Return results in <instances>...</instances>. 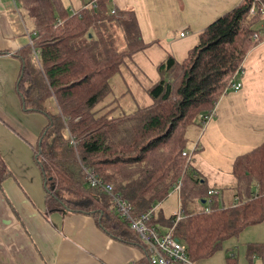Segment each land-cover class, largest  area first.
<instances>
[{"label": "trees", "instance_id": "trees-1", "mask_svg": "<svg viewBox=\"0 0 264 264\" xmlns=\"http://www.w3.org/2000/svg\"><path fill=\"white\" fill-rule=\"evenodd\" d=\"M252 2L264 5V0H241L199 33L198 44L180 63L172 56L160 62L158 80L146 90L152 104L125 114L115 113L116 101L106 98L119 64L145 47L134 14L112 12L109 0H89L73 13L62 0H16L30 35L29 44L12 53L21 63L17 96L23 111L47 119L32 145L47 211L89 214L114 239L142 244L111 206L110 197L87 184L84 169L111 183L134 215L155 207L181 180L183 216L172 233L192 262L214 254L225 239L264 220V140L234 158L238 200L228 207L219 205L218 193H208L204 179L182 156L187 127L197 118L206 121L204 113L224 94L258 41L253 33L262 31L255 28L261 15L246 18ZM48 103L55 111L48 110ZM6 165L0 156V186L10 174ZM188 195L204 200L209 210H189ZM154 217L149 224L172 226V217Z\"/></svg>", "mask_w": 264, "mask_h": 264}, {"label": "crops", "instance_id": "crops-1", "mask_svg": "<svg viewBox=\"0 0 264 264\" xmlns=\"http://www.w3.org/2000/svg\"><path fill=\"white\" fill-rule=\"evenodd\" d=\"M88 2L62 0L71 13ZM240 2L109 0L110 10L134 14L145 44L124 58L119 74L112 78L113 89L106 101H116L114 112L126 114L152 104L146 90L158 80L159 63L167 56L180 63L198 44L199 33ZM18 10L16 0H0V156L10 171L0 186V264H146V249L139 241L128 244L114 239L89 214L45 209L44 184L32 145L47 119L38 112L23 111L17 96L15 83L21 63L12 53L29 44L30 38ZM255 28L264 31V17L258 18ZM262 31L260 40L242 59L238 90L227 88L214 102L212 116L204 122L197 118L184 132L185 150L195 149L189 160L191 168L207 188L218 191L220 206L228 207L238 200L237 179L232 174L234 158L254 150L264 140ZM177 198L179 204L178 194ZM191 203L196 209L207 204ZM159 208L158 217L167 218ZM158 217L154 218L158 221ZM220 245L214 254L193 264H264V220L246 226Z\"/></svg>", "mask_w": 264, "mask_h": 264}, {"label": "built area", "instance_id": "built-area-1", "mask_svg": "<svg viewBox=\"0 0 264 264\" xmlns=\"http://www.w3.org/2000/svg\"><path fill=\"white\" fill-rule=\"evenodd\" d=\"M90 5L94 7L95 3L90 2ZM112 12H115V10H112ZM257 14L261 15V18L264 17V5H257L252 2V5L249 8L246 18H248L249 20L251 19V17ZM58 23H60L59 20ZM262 32L264 35V31ZM183 33H179V35L182 36ZM259 37L260 32L256 31L253 33L254 39L260 40ZM262 41L264 42V36ZM35 52L36 51L33 50L31 54L35 55ZM241 72L242 67L238 68L237 71L232 74L227 88L238 90V88L241 86V79H239L238 73ZM212 112L213 110L210 111V114H208V116H210H206L205 118H210L212 116ZM70 144L75 146L76 141L71 138ZM194 150L195 149L191 151L184 150L182 152V156H185V161H187L189 164V160L191 159ZM84 173L86 175L85 179H87V184L91 187L98 188L100 192L102 191L110 197V201L112 203L111 206L115 209V211L118 212L121 219L127 223L129 230L133 234H135L137 238L142 242V244L144 245L143 247L146 249L147 252L146 264H193V262L191 260H188L187 258L185 246H183V243L179 241L172 233L175 224L179 219H181V216H183L182 211L180 209V205L178 206L177 210H175L172 214V226L166 229H161V227L156 224H149V218L154 215L156 210L155 207L148 209L143 214L134 215L132 213V206H130L127 200L123 198L119 194V192H114L111 183L104 181L101 178H98L97 175L93 174L87 168L84 169ZM180 184L181 182L178 181L177 184L174 185L173 190L179 191L178 188H180ZM208 193L213 195L214 193L217 194L218 191L216 189H210ZM204 210L208 211L209 208L205 207Z\"/></svg>", "mask_w": 264, "mask_h": 264}, {"label": "rangeland", "instance_id": "rangeland-1", "mask_svg": "<svg viewBox=\"0 0 264 264\" xmlns=\"http://www.w3.org/2000/svg\"><path fill=\"white\" fill-rule=\"evenodd\" d=\"M86 1V0H85ZM68 6V5H67ZM47 108H48V110H50V111H55L54 109H53V105H52V103H48L47 104ZM29 152V151H28ZM32 159V158H31ZM180 182H181V180H180ZM177 184V183H176ZM175 184V185H176ZM177 194L180 196V193H179V191H177V190H173V191H171V193L168 195V197H166L163 201H161V202H158V203H156V204H154L155 205V207L157 208L158 206L160 207L159 209H162V212H163V214L165 215V216H170V213H172V211H173V209H177L178 208V206H179V204L178 203H176V202H178V198H177ZM186 202H185V204H187V208L190 210V209H192V208H194V207H196L194 204H192L191 202L193 201V198H190V196L188 195V196H186ZM195 200H197V199H194V201ZM198 201V200H197ZM158 211L156 210V212H155V215H156V217H158V214H156Z\"/></svg>", "mask_w": 264, "mask_h": 264}, {"label": "water", "instance_id": "water-1", "mask_svg": "<svg viewBox=\"0 0 264 264\" xmlns=\"http://www.w3.org/2000/svg\"><path fill=\"white\" fill-rule=\"evenodd\" d=\"M204 201V200H203Z\"/></svg>", "mask_w": 264, "mask_h": 264}]
</instances>
